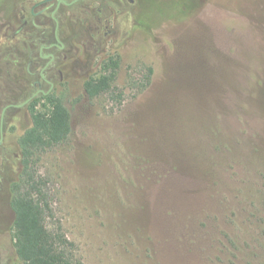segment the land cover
I'll use <instances>...</instances> for the list:
<instances>
[{
	"label": "rangeland",
	"instance_id": "374dc122",
	"mask_svg": "<svg viewBox=\"0 0 264 264\" xmlns=\"http://www.w3.org/2000/svg\"><path fill=\"white\" fill-rule=\"evenodd\" d=\"M27 1L0 0V102L25 77L27 56L11 38ZM140 3L98 48L89 24L70 25L75 52L53 95L72 134L36 165L49 227L81 264H264V0ZM112 59L116 94L90 98L84 83ZM31 117L5 135L0 264H22L10 197Z\"/></svg>",
	"mask_w": 264,
	"mask_h": 264
},
{
	"label": "flooded vegetation",
	"instance_id": "af4514ba",
	"mask_svg": "<svg viewBox=\"0 0 264 264\" xmlns=\"http://www.w3.org/2000/svg\"><path fill=\"white\" fill-rule=\"evenodd\" d=\"M25 3L21 8L20 28L11 38L20 44L18 53L27 56L26 67L20 66V74L25 77L19 84L20 89L16 90L20 93L9 91L0 102L1 161L9 154L5 135L12 123L24 112L32 116V106L54 94L58 77L64 74L61 65L75 52L74 45H69L70 25L89 24L90 43L98 48L97 38L114 41L124 16L127 21L136 20L141 6L140 0H28ZM19 35H22L21 40ZM24 70L26 75L22 73ZM6 84L10 89L11 77L6 78Z\"/></svg>",
	"mask_w": 264,
	"mask_h": 264
},
{
	"label": "trees",
	"instance_id": "16d2710c",
	"mask_svg": "<svg viewBox=\"0 0 264 264\" xmlns=\"http://www.w3.org/2000/svg\"><path fill=\"white\" fill-rule=\"evenodd\" d=\"M118 68L117 60L105 63L100 76H92L84 83L86 94L90 98L116 94ZM41 102L38 100L32 106V126L18 141L21 168L11 186L10 197L15 252L22 264H81L66 235L60 229L49 227L52 206L48 181L36 169L41 153L70 139L71 113L63 100L55 95Z\"/></svg>",
	"mask_w": 264,
	"mask_h": 264
}]
</instances>
